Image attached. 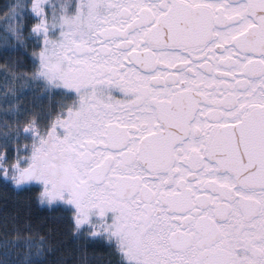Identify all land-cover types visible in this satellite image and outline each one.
I'll use <instances>...</instances> for the list:
<instances>
[{"label":"snow or ice","instance_id":"1","mask_svg":"<svg viewBox=\"0 0 264 264\" xmlns=\"http://www.w3.org/2000/svg\"><path fill=\"white\" fill-rule=\"evenodd\" d=\"M0 264H264V0H3Z\"/></svg>","mask_w":264,"mask_h":264},{"label":"trees","instance_id":"2","mask_svg":"<svg viewBox=\"0 0 264 264\" xmlns=\"http://www.w3.org/2000/svg\"><path fill=\"white\" fill-rule=\"evenodd\" d=\"M0 3H3V0H0Z\"/></svg>","mask_w":264,"mask_h":264}]
</instances>
